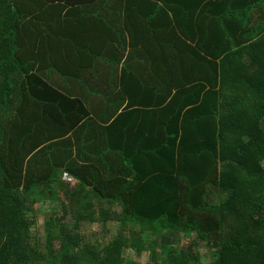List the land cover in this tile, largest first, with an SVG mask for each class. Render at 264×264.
I'll return each mask as SVG.
<instances>
[{
    "label": "trees",
    "instance_id": "trees-1",
    "mask_svg": "<svg viewBox=\"0 0 264 264\" xmlns=\"http://www.w3.org/2000/svg\"><path fill=\"white\" fill-rule=\"evenodd\" d=\"M129 250L264 264V0H0V264Z\"/></svg>",
    "mask_w": 264,
    "mask_h": 264
},
{
    "label": "rangeland",
    "instance_id": "rangeland-1",
    "mask_svg": "<svg viewBox=\"0 0 264 264\" xmlns=\"http://www.w3.org/2000/svg\"><path fill=\"white\" fill-rule=\"evenodd\" d=\"M47 206H50L49 202L38 203V204L34 205V208H33V213H34L35 219H36V225H35L34 231H36L41 237L45 235L44 223L51 216V211H48L46 209ZM52 207L55 208L56 205L53 204ZM110 228L112 229V231L110 233H107L105 226L94 225V226H92V228L86 229L85 235L90 239V242H95V240H99V239L104 240L105 238H108V237H109L108 239H110L114 235L112 233L117 232V230H116L117 227H116V225H111V226L109 225L108 229H110ZM107 235H108V237H107ZM184 243L187 244V243H190V241L184 240ZM124 255L130 259H133L135 261H138V262L144 264L145 259L140 258L132 250L126 251Z\"/></svg>",
    "mask_w": 264,
    "mask_h": 264
}]
</instances>
